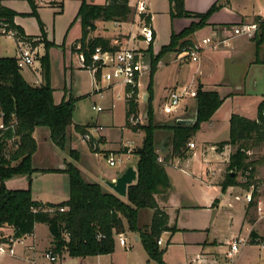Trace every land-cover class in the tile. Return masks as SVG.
<instances>
[{
  "label": "trees",
  "instance_id": "trees-1",
  "mask_svg": "<svg viewBox=\"0 0 264 264\" xmlns=\"http://www.w3.org/2000/svg\"><path fill=\"white\" fill-rule=\"evenodd\" d=\"M225 1V0H224ZM31 12L36 10L33 0H28ZM221 6L216 1L203 12H191L185 9L184 0H169V15L174 17L196 18L188 27L180 32H171L169 42L162 45L156 55L151 53V74L156 68L158 60L168 52H179L183 48L192 47L191 36L194 32L207 24L209 16ZM131 7L129 0H105L104 4L89 3L82 0L77 18L81 24V37L74 41L72 50L83 52L86 59L95 46L108 48V41L102 37H95L86 41L89 31L94 30L95 20L125 21L129 18ZM16 11L0 3V19L14 31L15 39H36L26 35L23 28L14 22ZM146 22L150 16L146 15ZM257 30L252 37L255 39L256 49L264 41V22H257ZM40 33L46 36L42 23L39 21ZM36 41V40H35ZM33 42L35 45L36 42ZM40 41V40H37ZM44 46L48 48L52 42L44 39ZM77 45L80 47L77 48ZM42 83L32 85L28 83L20 72L13 56H0V116L2 123L7 126L0 134V227H9L14 237H21L32 233L36 223H44L54 240L53 252L61 256L66 250L69 255L84 258L91 255H101L113 252L115 235L129 230L138 233L143 247L150 259L165 264L162 261L164 249H160L157 240L165 230L176 231V227L167 225V214L161 210L155 195L165 194L170 189L165 163L159 159L154 131L164 128L172 131L170 152L165 157L184 156L189 137L201 125L208 121L223 101L214 90H203L197 86L195 95L196 120L193 124H179L174 120L163 126L153 121V107L151 98V84L148 83L146 98L147 122L143 124H128L130 114L137 115L138 103L134 100L127 102L126 125L133 131H142L143 139L139 146L133 147L131 153L135 156L137 171L136 182L130 184L124 198L114 192L104 189L97 182H88L82 177L80 170L71 162L64 163L63 171L68 177V198L57 204H43L32 198L30 188L10 189L5 181L14 177L26 176L30 179L35 172L32 166V155L37 144L33 132L37 127H44L49 131L51 141L60 149H65L68 143V128L72 124V112L75 98L69 94L56 103L53 88L50 85L49 61L47 54L39 57ZM151 76V75H150ZM150 92V93H149ZM264 96L257 105L256 117L251 119L233 113L229 119V139L218 144V148L225 144L236 145L235 151L229 157L228 172L221 182V191L237 184L236 176L241 172L245 181L241 184L248 187L253 180V172L258 161L249 158L248 150L264 142ZM12 124V126H11ZM87 126L74 124V129L83 134ZM11 140L10 146L8 141ZM88 144V143H87ZM89 145V144H88ZM126 148H123L125 151ZM69 155L78 158V152L69 148ZM235 175H231V172ZM249 171L250 174H246ZM47 207H63V211L55 209L48 212ZM141 208L153 209L149 226L139 228L137 215ZM124 219L126 225H124ZM103 237L98 239L97 235ZM259 237L253 230L250 238ZM261 238V237H260ZM263 239V237H262Z\"/></svg>",
  "mask_w": 264,
  "mask_h": 264
},
{
  "label": "rangeland",
  "instance_id": "rangeland-1",
  "mask_svg": "<svg viewBox=\"0 0 264 264\" xmlns=\"http://www.w3.org/2000/svg\"><path fill=\"white\" fill-rule=\"evenodd\" d=\"M3 1L5 5L12 7L13 10L15 9L17 13L16 15L28 16L27 18H19L17 20L18 24L23 28V30L25 29V31L30 34L39 33L35 39V46L39 47L36 58L47 54L49 61L50 85L55 89L53 90V96L55 100L61 101L63 97L68 98L69 94H71L73 98L76 99L72 112V124L97 123V125L88 126L84 133H91L94 127H101V141L97 144L95 150L90 147L98 154L92 153V151L87 148L85 141H83L81 138L82 134L79 136L72 130L73 132L70 131L69 133H71L73 138L76 139L75 141L78 145V149L82 158L74 161L69 155H67L66 150L63 149L62 151V149L53 144L47 147V145L42 144L43 141H40L41 147L39 148L38 155L41 156L43 162L46 161L47 164L51 165L54 164V162L58 159L62 161L63 157L67 158L69 162L74 164L80 170L81 175L89 173V177L97 180H101L102 178L109 179L113 174L120 175L129 165L134 164L135 167V156L131 154L129 155L128 159H126L124 155H121L124 159L121 164L116 163L114 166L109 165L106 156L110 153L114 155L119 154L112 149H101V145L103 144L102 142L105 140L103 135L105 134L106 129L108 130V137H110L112 140H117L120 138V126H122L125 122L123 103H118L113 108L112 112L106 109L98 111L96 109L97 106L104 107L107 103L106 99L109 92H105L104 97L99 95L90 96L89 92L92 90L91 74L85 69L76 67L75 58L71 56L67 50H65L63 53L58 47L62 46L63 44L67 47L68 43L79 35L81 25L77 19V14L82 0H57L48 2H39L40 0H33L37 13L36 16L28 15L29 12H23H31V7L28 0ZM86 1L88 2L89 0ZM95 1L98 2L100 0H94V2ZM131 1L135 2L136 0ZM149 1L151 2L150 9L154 14L156 25L161 32V37H163L162 40H164L171 29L169 1ZM132 18L133 11L130 15V19ZM39 21L42 23L46 33L45 38L40 33L41 31L39 27ZM256 21L260 22L262 19L256 18L254 22ZM106 26L109 32L117 30L113 22L108 23ZM44 39H46L48 42H52L48 48L44 46ZM16 51L17 44L13 37L9 35H0V56L15 57ZM148 56L149 54L146 53L145 57L149 58ZM175 56L176 53L174 57ZM71 59L73 66L70 65V67H68ZM35 65L39 67L40 63L37 62ZM26 69L27 67L20 68V72L25 74ZM230 71L231 68L228 67L227 72ZM238 72L242 73L244 72V69L242 68L238 70ZM174 73V68L168 74L160 72L158 75L159 77L155 82L157 92L154 100L152 101V107L154 116L153 120L156 125L163 126L170 124L177 119L174 117L175 113L165 114L161 110L163 96L160 91L162 84L171 79ZM256 74L259 75L257 79H260L257 85H254V83L250 84L249 87L247 85V94L242 96L238 95L232 97V99L222 101L214 112H217V122L211 126L210 118L208 121L201 123L200 127L189 137L188 143L193 141L200 147L205 142H217L219 144L220 142L229 139V117L231 113H241L247 118H253L256 116L257 104L262 96L260 94L264 93V69H261L260 73L256 71ZM239 75L240 74H238V76ZM147 81L148 74L141 78V93H145ZM146 106V102L139 103V113H141L143 116V123L147 122ZM128 124L130 123L128 122ZM169 133L170 132L166 131L164 128H156L154 131L155 144L159 143V141L162 139L170 140L169 136H167ZM143 136L144 133L142 131H140L139 134H133L129 129H124L122 139L132 140V147L136 143L140 145V139H143ZM123 143L124 141L122 144ZM188 143L186 144L185 152L189 150ZM207 145L208 144H205L204 146ZM212 152L208 153L206 156H203L202 151H195V153L191 156L188 165H184V163H178L176 166L167 167L166 169L170 183V189L165 194H158L159 198L157 200V204H159L160 207L168 212L170 223L182 228V230L181 233L175 235V239L173 240L174 244L168 248L166 253L164 252L162 254V261L165 264H182L184 253L183 248L178 244L180 243L181 238H183L182 241L189 243L191 242V236L197 240L206 239L207 242H210L213 240V238H217L225 245L232 234L235 233L240 226L242 209L240 208V201L234 199V194L224 193L220 190L217 191L215 190L216 188L214 186H206L204 183H201L197 180V178H206V158L207 160H213L214 162L218 163L219 168L221 166V170H219L217 175L219 180L222 178L224 179L226 173L228 172L227 166H225L224 163H221L222 160H218V158H220V154L215 152L214 154ZM248 155L250 159L256 160L258 163L263 164L264 142L249 149ZM85 164L88 165V168L84 167ZM60 165L61 164L57 166L60 167ZM55 169L60 173L55 175L41 173L34 176V197H37L43 202H59L65 198L62 192L65 190L64 188H66V184L68 182L67 174L58 170L59 168ZM248 174H250L249 171ZM237 179L239 180L237 183L245 181L241 172L237 173L236 180ZM257 182L258 181L256 180L251 181V183ZM221 192L223 195L220 197L219 195ZM248 210L250 213H246V219L254 221L256 218V212L254 209ZM150 215V208L141 209L137 215V226L143 229V225L149 223ZM263 222V220L259 221L258 224H260L259 226H261L262 230L264 231ZM124 225H126V221ZM3 234L5 233L1 231L0 235ZM164 237L167 238L166 235H164ZM116 238L118 239L117 235H115V239ZM157 244L160 248V244L158 242ZM131 245L132 246L130 249L129 246L126 248L116 247L113 250L112 264H159L158 261L148 257L141 242L135 243L132 240ZM21 247V245H15L17 256L11 257L0 254V264H28V261L24 259V255L22 256ZM48 250L52 249L45 250L43 254L48 252ZM257 257L258 261L254 262V264H264V249H261ZM58 259L59 257H57V260L52 264L57 263ZM43 260L47 259L43 258ZM69 264H72V262ZM105 264H110V262L107 261Z\"/></svg>",
  "mask_w": 264,
  "mask_h": 264
},
{
  "label": "crops",
  "instance_id": "crops-1",
  "mask_svg": "<svg viewBox=\"0 0 264 264\" xmlns=\"http://www.w3.org/2000/svg\"><path fill=\"white\" fill-rule=\"evenodd\" d=\"M43 1L48 2V1H57V0H40L39 2H43ZM137 1L138 0H136L135 2H132L131 0H129V6L131 7L130 15L132 14V11H133L132 19H130V15H129V18L125 21H102L100 19H97L94 22L96 28L94 30L89 31L86 41L89 39H93L95 37H102L108 41L109 49L117 48L118 46H128L132 48L137 47V48L142 49L145 55L146 53H148L149 58L145 57V61L150 64V71L148 73V81H147L146 86L150 82L152 101L154 100L156 96L157 88H156L155 82L159 77L158 76L159 73L161 72V73L168 74L173 68L175 69V73L173 74V77L169 79L166 83L162 84V87H161L160 92L163 96L162 103L167 98L169 91L177 87L186 86V87L196 90L197 86H201L203 90L216 91L223 98V101H224L227 99H232V97H235L238 95L242 96L244 94H247V91H246L247 85L248 87L252 83H254V85H257L260 79H257L259 75L256 74V71L260 73L261 69H264V41L260 45L259 50H257L255 39H252V37H248L246 35H234L232 30L235 26L239 24L252 23L254 22L256 18H261L264 21V0H225V1L224 0H184V7L186 10L191 11V12H198V13H203L207 11L212 4H214L216 1H220L221 6L209 16L207 20V24L205 26H203L202 28L194 32V34L191 36V40L193 43H200L201 39L207 36H212L218 39L228 38L229 45H220L218 47H213L211 45L204 44L199 50L198 60H195V61L189 58H185L183 60H177L174 57L176 53L175 51L168 52L164 54L158 60L156 64V68L154 69L152 74H151V61H152L151 53L153 55H156L160 47L169 42L171 32L178 33L185 27H188L192 21L196 22L198 21V19L189 18V17H174V18L170 17L171 18L170 32L167 34L166 39L162 40L163 37H161V32L158 26L156 25L154 14L152 10L150 9L151 2L149 0H142L146 4V12L140 16L144 20H146V15L150 16L149 24L151 25V28L153 31V37H154L153 42L147 45L142 40V37L139 35L138 26L140 24V20L138 19V15L135 10ZM88 2L96 3V4H104L105 0H100L98 2L96 1L94 2V0H89ZM0 3L4 6H7L4 4L3 0H0ZM9 8L13 9L12 7H9ZM23 12H30V11H23ZM27 17L28 16L16 15L14 17V22L18 24L17 20L19 18H27ZM77 19L80 23L79 18ZM110 22H113L115 24V27L117 28V30L113 32L108 31V28L106 25ZM24 32L26 35H31L34 38H36V36L39 34V33L30 34L26 32L25 29H24ZM134 36H137V37L133 38ZM80 37H81V30H80L79 35L68 43L67 47L64 44L62 46H58L63 53L65 52V50H67L69 54L75 58V61L77 60V54L79 50L78 49L72 50L71 46L73 42L78 40ZM149 45L151 46V53L150 51H148ZM38 50H39V47H37V51ZM35 62L36 63L39 62V58H36ZM35 62L32 66L27 67L25 74L22 72L21 73L28 83L32 85H39L42 83L41 68L40 66L37 67L35 65L36 64ZM70 65H72V59L70 60L68 67H70ZM228 67L231 68L230 72H227ZM242 68L244 69V72L239 73L238 70ZM238 74L240 75L238 76ZM53 90L55 89L53 88ZM147 91H148V86L145 89L146 98L148 94ZM105 92H109V93L106 99L107 103L105 104L104 107H102V110L106 109L112 112L113 108L118 103L122 102L124 116L126 117L125 114H126L127 104L121 99L120 100L116 99L112 91L106 90L102 92L101 94L91 93L90 91L89 95L90 96L99 95L101 97H104ZM260 95H262L261 96V99H262L264 96V93ZM261 99L259 100V102L261 101ZM54 101L56 103L60 102V101L55 100V98H54ZM112 104H114V106ZM195 104H196L195 97L187 96L186 98L183 99L180 107L175 112L174 117L175 118H178V117L194 118L195 113H196ZM236 114L242 115L241 113H236ZM216 116H217V112L214 113L211 117V121H210L211 126H213L214 123L217 122ZM125 117H124V120L126 122ZM153 119H154V116H153ZM125 122L123 123L122 126H120L121 135H120V138L117 140H112L110 137H108V133H107L108 130L106 129L105 134L103 135L105 140H103L102 142L103 144L101 145L102 146L101 149L103 150L112 149L118 152V154H122L123 152L122 142L126 141L122 139L124 129H129L131 133L133 134L140 133V130L133 131L128 125H126ZM0 123H2L1 116H0ZM79 125H85L88 127L91 125H97V123L93 122V123H86V124H79ZM72 130L76 132L79 136L81 134L80 132H77L74 129V124L71 127H69L68 128V134H69L68 139L69 140L64 150H66L67 155H69V148L76 150L78 152L77 159H74L71 155H69L72 160L76 161L82 157L80 155L78 145L75 141L76 139H74L73 135L69 133ZM165 130L170 132L167 135L169 136L170 140H167V139L160 140L159 143L156 144V148H157L159 159L162 160L166 164L165 165L166 169L167 167H174L178 163H184V165H188L189 160L191 159V156L195 153V151H200V152L202 151L203 156H206L208 153L212 151H213L212 153L214 152L219 153L220 158H218V160H222L221 163H224V165L227 166L228 168L229 157L235 151L236 145L225 144L221 146L220 148H218L217 142H211V143L205 142L200 147L198 144L192 141L195 144V147L189 148V150L185 153L184 156H174V157L165 159V157L170 152V144H171V138H172V131L168 129H165ZM33 136L37 144L36 150L32 155V166L35 169V172L31 175L30 179H28L26 176L10 178L5 181L6 186L10 189L30 188L31 193H32V198L43 204H57L59 202L67 200L68 182L66 184V188H64L65 190L62 192L65 198L59 202H43L39 200L37 197H34L35 196L33 192L34 190L33 183L35 181L34 176L37 174H41V173L50 174V175L59 174L60 172L56 171L55 168H59L58 170H62L64 168V163L69 162V161L67 160V158L63 157L62 161L58 159L57 161L54 162V164H51V165L47 164L46 161L43 162V160L41 159V156L38 155L39 148L41 147L40 141H43L42 144L47 145V147L52 144L54 145V143L51 141L49 137L48 129L44 127H37L33 132ZM141 141L142 139H140V142ZM10 144H11V140L8 141V146H10ZM85 144L87 148L90 151H92V153L98 154L94 152L86 142ZM205 144H208V145L204 146ZM136 146H139V144L136 143L134 144L133 147H136ZM131 155L134 156V154L132 153ZM205 161H206L205 162L206 178H197V180L201 183H204L206 186H212V187L214 186L216 188L215 190L221 191L220 184L223 181V178L219 180V178L217 177L219 170H221V166L219 168L218 163L214 162L213 160L212 161L207 160V158L205 159ZM59 164H61L60 167L57 166ZM84 167L88 168V165L85 164ZM62 174H65V173H62ZM117 176L119 175L113 174L110 176L109 179L113 180ZM82 177L84 178V180L88 182H97L101 184L104 187V189L113 192L103 182V180L107 178H102L101 180L93 179L89 177V173L82 174ZM252 179L258 182L264 181V163L263 164L259 163L256 165V168L254 169V172H253ZM237 181L239 180L237 179ZM241 183L242 182H238L237 184L230 185L223 192L234 194V195L235 194L241 195L243 191L248 188L242 185ZM222 195L223 193L221 192L219 196L221 197ZM155 197L157 201L159 198V195H155ZM239 201H240V208L242 209L241 223L237 231L232 234L229 240L237 235L250 234L252 230L259 237L261 238L264 237V231L262 230L261 226H259L260 224H258L259 221H262V220L264 221V219H259L256 214V218L254 219V221L247 220L245 215L246 213H250L248 209H254L255 211V208L252 204H247L243 200H239ZM159 208L163 210L168 216L167 225L169 227H173V226L176 227V231L165 230L161 233L159 237L162 240V242L160 243V249H164V252L166 253L168 248L172 244H174L173 240L175 239V235L181 233L182 228L177 227L176 225H173L172 223H170V217H169L168 212L160 206ZM141 209H139V211ZM150 210H151V215H150L149 223L144 224L143 227L149 226L151 222L152 215H153V209L150 208ZM139 211H138V214H139ZM139 226H142V225H139ZM263 226H264V222H263ZM1 231H3L4 233H10L12 232V229L9 227H0V232ZM122 234H124V236L126 237V244L125 245L119 244L118 239L116 238L117 239L116 240L114 237V240H115L114 249L116 247L126 248L127 246H129V249H130L132 246L131 245L132 240L135 243L141 242L138 233H135V232H132L126 229L122 232ZM164 235H166L167 238L164 237ZM23 239H24L23 243H16L15 245L22 246L21 247L22 256L24 255V259L28 261V264L29 263L30 264H51L48 260H43V258L45 259L43 252L47 249L54 247L53 237L50 234L48 226L46 224L36 223L34 225L33 232L30 235L24 236ZM190 239H191L190 243L182 241L183 238H181L180 243H178L180 247L183 248L184 264H188L191 259L197 256H201L209 261L215 260L220 263L224 262L225 253L227 250V243L224 245V243L219 241L217 238H213V240H211L210 242H207L206 239L197 240L193 236H191ZM261 249H264V245H257L255 243H252L247 246H244L236 257V264H254V262L258 261L257 256H258V253L261 251ZM15 256H17L16 251H15ZM112 257H113V252L108 253V254L91 255V256L84 257V258H80V257L71 256L68 254L66 250H64L61 256L59 257L57 263L55 264H69L71 262L72 264H105L107 261H109L110 264H112ZM168 264H177V263H168Z\"/></svg>",
  "mask_w": 264,
  "mask_h": 264
},
{
  "label": "built area",
  "instance_id": "built-area-1",
  "mask_svg": "<svg viewBox=\"0 0 264 264\" xmlns=\"http://www.w3.org/2000/svg\"><path fill=\"white\" fill-rule=\"evenodd\" d=\"M138 19L140 24L138 26L139 35L142 40L148 45L153 42V31L151 25L147 23L140 15L146 12V4L142 0H138L135 6ZM257 30V23H242L233 28L234 35H246L248 37H253ZM0 35L12 36L17 44L16 52V64L19 68L32 66L36 60L37 47L33 44L35 39L25 40V39H15L14 31L8 28V24L0 19ZM137 36H134L135 38ZM211 45L213 47H218L220 45H229L228 38H214L212 36H207L201 39L200 43H193L192 47L183 48L181 51L176 52L175 59L183 60L189 58L193 61L198 60L199 50L202 45ZM80 46L77 45V48ZM76 67L87 70L92 77L91 93H102L106 90L113 92L114 96L118 100H123L126 104L130 100H134L139 103L145 102L143 99V94L140 92L141 88V78L148 74L150 71V64L145 61L144 51L140 48L128 47V46H118L113 49H103L100 46H95L93 51L89 55L87 60L83 52H78ZM196 90L189 87H177L172 89L168 94L167 98L164 100L161 106V110L165 114H172L177 111L180 107L182 101L187 96L195 97ZM114 106V104H112ZM96 109L102 110V107L97 106ZM146 117V116H145ZM144 117V118H145ZM264 121V118H263ZM128 122L131 125L142 124L143 116L141 113L137 115L130 114L128 116ZM12 126V124H11ZM3 123H0V134L1 130L6 129ZM101 127L97 126L92 129V132H86L82 134L81 138L83 141L89 144V146L95 150L97 144L101 141ZM99 131V132H98ZM98 134V135H97ZM97 135V136H96ZM132 141L126 140L123 143V148H126L122 152L125 158L128 159L131 154ZM189 148H194L195 144L193 142L188 143ZM122 154L114 155L110 153L106 156L109 165L114 166L116 163L121 164L123 162ZM248 174V171H246ZM115 180V179H113ZM234 199L243 200L247 204H252L255 208L256 214L259 219H264V181L257 183H250L248 188L243 191L241 195H234ZM48 212H53L55 209L63 211V207H47L45 208ZM26 234V235H30ZM24 235V236H26ZM14 237L13 230L10 233H5L0 235V254L15 256V244L23 243V237ZM118 242L121 245L126 244V237L119 233ZM102 234H98L97 238H102ZM160 244L162 242L161 238L157 240ZM255 243L257 245H264L263 239L256 237L253 240L250 238V234L247 235H237L234 236L227 242V250L225 253V260L223 263L217 262L215 260H207L201 256H197L189 261L188 264H236V257L240 250L249 244ZM52 250H48L43 255L52 264L57 260L58 254L52 253Z\"/></svg>",
  "mask_w": 264,
  "mask_h": 264
},
{
  "label": "water",
  "instance_id": "water-1",
  "mask_svg": "<svg viewBox=\"0 0 264 264\" xmlns=\"http://www.w3.org/2000/svg\"><path fill=\"white\" fill-rule=\"evenodd\" d=\"M143 99L146 101V94H143ZM147 115V114H146ZM196 120V113L194 118H177L176 122L179 124H193ZM235 175V172H231ZM137 171L133 165H129L115 180L105 179L103 182L118 196L124 198L126 196L127 187L136 182Z\"/></svg>",
  "mask_w": 264,
  "mask_h": 264
}]
</instances>
